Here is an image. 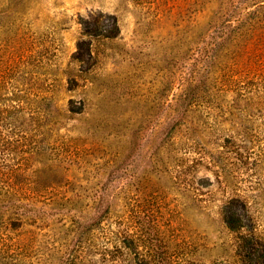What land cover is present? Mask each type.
Returning <instances> with one entry per match:
<instances>
[{
    "label": "rangeland",
    "instance_id": "374dc122",
    "mask_svg": "<svg viewBox=\"0 0 264 264\" xmlns=\"http://www.w3.org/2000/svg\"><path fill=\"white\" fill-rule=\"evenodd\" d=\"M219 1L207 0L192 14L187 0H0V70L24 59L19 84L47 91L43 119L55 122L48 134L56 144L58 136L82 133L89 122L107 150L123 151L126 159L141 149L142 160L153 158L155 143L164 156L175 151L184 157L177 174L163 168L151 176L154 211L118 202L100 225V246L112 248L115 234L121 237L117 260L105 264H241L237 237L221 217L228 197L246 201L264 228V37L223 56L202 83L196 54L203 45L195 40ZM113 23L117 37L96 36L90 55L80 43L88 40L84 30L109 32ZM194 68V106L182 127L156 138L153 129L176 100L182 103ZM80 70L88 77L85 89ZM81 100L86 119H67L65 110L78 109ZM93 155L92 165L100 163L94 158L101 152ZM54 231V237L25 231L24 264H59L62 235Z\"/></svg>",
    "mask_w": 264,
    "mask_h": 264
},
{
    "label": "trees",
    "instance_id": "16d2710c",
    "mask_svg": "<svg viewBox=\"0 0 264 264\" xmlns=\"http://www.w3.org/2000/svg\"><path fill=\"white\" fill-rule=\"evenodd\" d=\"M187 1L192 14L202 11L207 4V0ZM118 33L115 23L109 32L85 29L83 36L88 40L80 43H87L91 55L93 38L99 36L111 41ZM259 37H264V0H220L207 28L195 40L198 45H203H199L197 54L194 53L199 55L198 61L202 65L201 82L209 78L212 68L219 65L223 56L240 53L249 41ZM195 41L191 40L193 44ZM230 44H234L233 51H230ZM73 60L81 59L74 55ZM22 61L23 58L13 60L0 70V264L26 263L23 253L26 244L22 237L25 231L43 236L52 233L54 237L55 228L62 235L60 245H57L59 264L113 262L117 260L116 254L120 250L117 243H121V237L115 234L112 248L110 244L100 246L96 233L100 225L112 218L118 202L132 210L141 206L154 211L151 210L155 198L151 176L164 171L163 168L170 169L172 175V170L184 166V157L175 151L164 156L161 144L155 143L153 153H149L153 158L142 160L141 149L134 157L129 155L126 159L121 157L123 151H108L105 139L96 135V127L89 122L82 133L58 136L56 144V139L48 134L55 122L43 119L42 105L50 97L40 88L30 91L19 84ZM197 74L196 68L190 71L191 80L180 95L182 103L176 100L170 106L167 120L155 126L153 134L156 130V138L159 132L165 130L163 134L172 135L182 127L195 104L191 85ZM77 76L84 82L81 87L87 88L88 77L83 70ZM65 113L67 119L83 121L87 108L81 100L78 109L67 108ZM151 141L154 143L156 139L150 138ZM94 150L101 152V156L94 158L101 162L92 165ZM178 171L174 172L177 174ZM238 203L245 211L236 209ZM220 211L225 227L237 237L238 261L264 264V228L259 227L249 212L247 202L228 197ZM56 215L60 216L57 222ZM43 230H46L44 234ZM128 237L133 242V236ZM35 264L51 263L44 260ZM129 264L147 262L132 261Z\"/></svg>",
    "mask_w": 264,
    "mask_h": 264
}]
</instances>
